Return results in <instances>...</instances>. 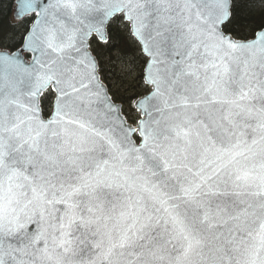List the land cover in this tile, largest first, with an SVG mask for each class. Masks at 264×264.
<instances>
[{
    "label": "snow or ice",
    "instance_id": "snow-or-ice-1",
    "mask_svg": "<svg viewBox=\"0 0 264 264\" xmlns=\"http://www.w3.org/2000/svg\"><path fill=\"white\" fill-rule=\"evenodd\" d=\"M0 264H264V0H0Z\"/></svg>",
    "mask_w": 264,
    "mask_h": 264
}]
</instances>
